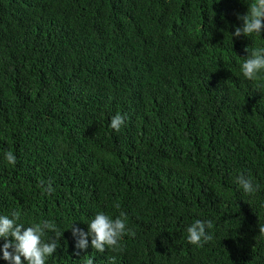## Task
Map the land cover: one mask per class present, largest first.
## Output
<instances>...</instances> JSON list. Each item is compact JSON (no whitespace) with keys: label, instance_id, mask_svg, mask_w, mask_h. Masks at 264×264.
Instances as JSON below:
<instances>
[{"label":"trees","instance_id":"trees-1","mask_svg":"<svg viewBox=\"0 0 264 264\" xmlns=\"http://www.w3.org/2000/svg\"><path fill=\"white\" fill-rule=\"evenodd\" d=\"M252 3L0 0V215L63 232L46 264H264V70L241 72L264 30L231 36ZM98 212L126 213L120 250L75 248Z\"/></svg>","mask_w":264,"mask_h":264},{"label":"clouds","instance_id":"clouds-1","mask_svg":"<svg viewBox=\"0 0 264 264\" xmlns=\"http://www.w3.org/2000/svg\"><path fill=\"white\" fill-rule=\"evenodd\" d=\"M237 19L241 20L242 24L231 33L232 37H247L254 33L260 35L264 30V0H254L245 14H237ZM245 50L247 51V48ZM262 70H264V48L253 49L241 65L242 75L245 79L252 80ZM124 121L125 118L117 113L111 118L109 127L118 132ZM4 159L8 164L15 165L17 158L13 152L7 151L4 153ZM237 183L245 194H251L259 187L243 174L237 177ZM41 187L45 194L54 191L51 182L47 184L42 182ZM116 207L119 208V204ZM20 218L21 212L18 210L13 211L11 217L0 215V239L4 240L3 245L0 246L2 258L9 264H46L47 258L56 252L63 232L49 220L31 223L26 227L24 223L19 222ZM87 226L86 232L75 227L73 223L68 228L76 239V249H86L89 246L88 238L91 237V247L96 252L103 253L106 249L118 251L119 241L125 234L135 235L127 228V215L124 212H120L115 218L98 212L87 222ZM212 227L211 220L196 219L186 228L187 241L202 247L213 239L207 231ZM258 229L260 238L264 239V225H259ZM48 232L53 233V236L45 240L44 237ZM86 264H93V258L88 257Z\"/></svg>","mask_w":264,"mask_h":264}]
</instances>
